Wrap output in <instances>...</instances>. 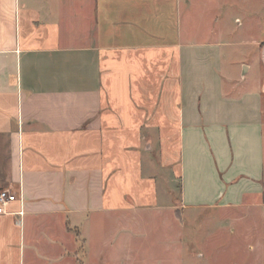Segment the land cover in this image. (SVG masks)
<instances>
[{
	"label": "crops",
	"instance_id": "0c3cea01",
	"mask_svg": "<svg viewBox=\"0 0 264 264\" xmlns=\"http://www.w3.org/2000/svg\"><path fill=\"white\" fill-rule=\"evenodd\" d=\"M211 3L0 0V264H129L148 218L263 192L264 22Z\"/></svg>",
	"mask_w": 264,
	"mask_h": 264
},
{
	"label": "rangeland",
	"instance_id": "374dc122",
	"mask_svg": "<svg viewBox=\"0 0 264 264\" xmlns=\"http://www.w3.org/2000/svg\"><path fill=\"white\" fill-rule=\"evenodd\" d=\"M208 1L195 0V5L203 6ZM208 7V10L211 9V12L206 13L209 22L228 24L232 32L235 31L236 19H246L247 24H255L256 18L257 21L260 19L261 24L264 22V0H212ZM229 29L228 32L231 31ZM242 33L243 36H251L253 30ZM164 216L170 220L163 221L157 216L148 218L144 222V232H134L133 237L128 235V245L125 247L129 248H125L126 251L122 253L128 259H122L123 262L264 264V190L244 204L214 206L192 213L177 211ZM114 227L113 221L99 218L91 230L92 244L101 242L110 232V240H113L114 235L115 241L118 239L116 246L124 247V244H120V237H117L121 230L116 224L119 230L113 232Z\"/></svg>",
	"mask_w": 264,
	"mask_h": 264
},
{
	"label": "built area",
	"instance_id": "2783aa9c",
	"mask_svg": "<svg viewBox=\"0 0 264 264\" xmlns=\"http://www.w3.org/2000/svg\"><path fill=\"white\" fill-rule=\"evenodd\" d=\"M16 200V194L10 189H0V213L7 211L8 206Z\"/></svg>",
	"mask_w": 264,
	"mask_h": 264
}]
</instances>
